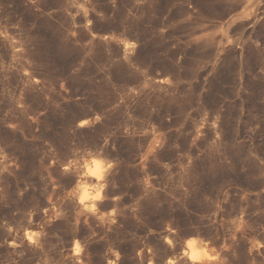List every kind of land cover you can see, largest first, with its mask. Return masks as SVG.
<instances>
[{"label": "rangeland", "instance_id": "rangeland-1", "mask_svg": "<svg viewBox=\"0 0 264 264\" xmlns=\"http://www.w3.org/2000/svg\"><path fill=\"white\" fill-rule=\"evenodd\" d=\"M0 264H264V0H0Z\"/></svg>", "mask_w": 264, "mask_h": 264}, {"label": "bare ground", "instance_id": "bare-ground-1", "mask_svg": "<svg viewBox=\"0 0 264 264\" xmlns=\"http://www.w3.org/2000/svg\"><path fill=\"white\" fill-rule=\"evenodd\" d=\"M93 167V166H92ZM95 172V171H94ZM94 172H92V173H94ZM91 174V173H90ZM93 176V175H92ZM105 177V176H104ZM100 178H102L101 177V175H99L98 176V179H99V181H100ZM103 179V178H102ZM106 187V186H105ZM100 188V187H99ZM106 192V191H105ZM100 195L99 194H96L95 196H94V199L91 201V203L90 204H88V202H87V204L89 205V206H91L92 207V209H93V206H94V203H95V201H96V199L97 198H100L99 197ZM102 196V195H101ZM106 196H107V194H106ZM83 198H85L84 196H82ZM87 197V196H86ZM85 200V199H84ZM90 200V199H89ZM99 200V199H98ZM100 202V201H99ZM98 204V203H97ZM88 205H86V206H88ZM97 206V205H96ZM88 208V207H87ZM189 243V242H188ZM190 244V245H189ZM188 245L190 246L189 247V258L191 259V261H196V260H201V259H203L204 257H200V254H201V252H199L198 251V249L196 248V244L194 243V242H191V243H189Z\"/></svg>", "mask_w": 264, "mask_h": 264}]
</instances>
